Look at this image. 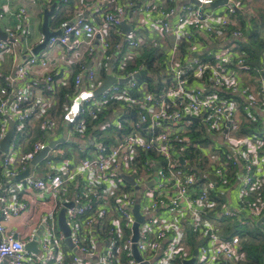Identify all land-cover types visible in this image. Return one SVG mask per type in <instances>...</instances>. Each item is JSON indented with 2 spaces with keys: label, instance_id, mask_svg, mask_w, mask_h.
Returning a JSON list of instances; mask_svg holds the SVG:
<instances>
[{
  "label": "built area",
  "instance_id": "obj_1",
  "mask_svg": "<svg viewBox=\"0 0 264 264\" xmlns=\"http://www.w3.org/2000/svg\"><path fill=\"white\" fill-rule=\"evenodd\" d=\"M51 1L43 0V4ZM141 1L119 0L116 12L108 13L100 24L79 11L61 24V36L51 37L46 45H60L68 52L88 48L94 66L81 67L76 89L82 88L84 78L87 88H92L104 62H110L112 74L119 75L126 65L116 58L123 43L133 61L147 50L138 22L116 53H109L108 30L126 21V7L132 11L143 7L145 14L161 17L165 32L187 45L180 62L174 63L171 56L163 59L158 89H151L150 82L140 81L141 77L135 78L145 70L141 66L126 75L131 78L127 84H114L100 97L79 104L74 133H83L88 120L109 100L121 103L124 114L117 113L108 121L124 131L117 144L80 147L82 158L65 164L52 157L53 150L41 166H33L47 145L42 140L25 153L20 133L37 111L28 102L27 87L15 82L44 73L46 90L55 94L54 75L47 58L29 49L30 58L17 66L15 79L0 80V264H184L194 258L193 264H231L244 258L240 236L228 237L225 232L228 220L250 227L264 216V67L257 79V95L241 78L250 70L243 47L264 25V17L251 5L253 0H227L220 6H215L219 0H169L174 6L168 9L160 2L149 0L142 5ZM2 20H17L20 26L9 31L6 40L0 38V57L16 44L21 51L28 49L33 32L26 6L17 12L9 5L0 7ZM208 40L214 41L216 49L207 54L203 43ZM43 42L44 37L36 46ZM179 44L173 45V51ZM240 111L258 125L253 135H236L242 125L237 120ZM132 114L135 120L125 132L128 128L122 127L121 119ZM12 121L15 135L8 152L1 153ZM58 122L43 121L44 133L58 129ZM197 127L204 130L206 145L192 142L189 134H195ZM189 148L202 154L194 158V165L185 158ZM32 167L42 168L39 178ZM126 177H132L135 184L130 185ZM24 185L21 196L10 195ZM33 190L40 192L41 201ZM45 194L50 201L43 199ZM68 203L73 206L66 207ZM137 205L144 222L134 243L133 211ZM31 209L38 213L39 227L24 241L6 225ZM63 209L75 250L69 249L59 227ZM189 232L196 246L189 245ZM34 241L38 251H28L26 245ZM134 244L142 261L134 256Z\"/></svg>",
  "mask_w": 264,
  "mask_h": 264
},
{
  "label": "crops",
  "instance_id": "obj_2",
  "mask_svg": "<svg viewBox=\"0 0 264 264\" xmlns=\"http://www.w3.org/2000/svg\"><path fill=\"white\" fill-rule=\"evenodd\" d=\"M136 2V0H132ZM155 2H160V6L165 7L166 9L172 8L174 6V3L170 2L169 0H152ZM149 0H142L141 4L148 3ZM119 0H81L79 5L76 4V10L73 16L70 18H73L79 11H83L84 14L88 13L89 18L91 21L95 24H100L101 20L108 15V13H115L116 9L115 7L118 6ZM9 5L12 11L17 12L20 7L26 6L27 13H28V26L29 29L33 32V35L28 38L29 44L28 49L23 48L21 51L19 49V44H16L14 48H10L11 50L0 57V75L4 76V78L7 80V82L11 79L12 73L16 66L21 65L23 62L28 60L30 58L31 53L29 52V49L32 50L36 47L38 41L43 37L42 33V24H43V14L44 9L51 8L49 5H44L43 0H0V7ZM251 5L258 11V13L264 17V0H253ZM129 10V15L124 22L128 27L136 26L138 22H140V26H142V29L140 31V34L142 37L147 40V50L146 51H154L155 53L158 52L157 55H162L161 58H166L167 56H171L174 63H178L181 61V58L184 54H186L187 45L184 43L179 44L177 40H175L174 36L168 35L165 30L161 27L163 24V19L161 17L155 16V15H149L148 13H144L143 7L138 8L136 11H132L129 7H126ZM164 8V9H165ZM69 19V18H68ZM20 26V22L17 20H2L0 22V31L2 34L6 35L9 31L15 30ZM39 26V30H38ZM50 28L52 31H58L60 27H53L50 24ZM258 36L259 38L264 39V25L260 26L258 29ZM129 33V32H128ZM127 33V34H128ZM122 26H112L108 30V39L112 45V50L109 51V53H116V47L118 45H121V42L125 40V35ZM255 34V33H253ZM124 35V36H123ZM178 45V49L173 51V45ZM203 47L208 54L209 52H213L216 48H214V41L208 40V42L203 43ZM123 45V51L122 53H118L117 59L118 62L124 66L127 64V62L132 61L131 53L129 49L126 47L125 43ZM145 51V52H146ZM244 51V49H243ZM45 56L47 58V61L50 65V70L52 75H54L56 86H59L58 89L65 87L68 88L69 85L71 86L72 83L75 81L77 74H82L81 67L83 65L86 66V69H90L94 66V57L90 56L88 54V48L84 47L82 49H79L77 51L68 52L67 49L63 46L56 45L52 48H46L43 50L40 55ZM246 58H247V53ZM39 55V56H40ZM119 55V56H118ZM260 63L257 65H248L250 66V70L247 72H243L241 75L242 82L246 87H248L250 90H252V93L257 95L258 93V87H257V79L259 77L260 70L264 67L263 61H264V51L261 53L260 57ZM161 62V61H160ZM159 61L156 62L157 65H161V71L164 69V66L162 65V62ZM126 66V65H125ZM124 66V69H125ZM103 70H105L106 74L109 76H122L124 79L127 77L126 75L117 72L112 74L111 72V63L110 62H104L102 66ZM139 69V68H138ZM143 72V71H142ZM144 72L147 75V72L144 70ZM144 75V77L146 76ZM45 74L44 73H35L32 77L17 81V85L19 87L26 86L27 89L30 92V98L28 102H30L36 109V113L33 116V119L31 120V124H39V126L42 129L43 121L46 120H57L59 121V127L62 129L61 134H55L54 132L44 133L42 136V140L46 145H49L53 141H62L60 144H64L60 149L55 151L53 157H55L61 164H65L67 162L73 163L74 161H79L82 158L80 147H87L81 142L77 141L75 138V133L70 130L68 123L63 122V114L62 112L58 113L57 110L60 108V99L58 98V89L55 94H50L46 90V82H45ZM150 79V85L151 89H158L157 82L162 78H160V74L158 75H148ZM85 77V76H84ZM142 77V76H141ZM102 74H97L96 79V86L95 84L92 86V88H87V80L84 78L82 88L75 89L77 92L76 97L73 99L72 96H67V100H73V105L81 94V92L88 91L92 92L96 90L99 86H101L104 82H101ZM108 79V78H107ZM76 88V87H75ZM241 103H245V100H241ZM72 105V107H73ZM71 107V109H72ZM69 110L67 117L71 111ZM121 114H124V111L122 108H120ZM246 115L243 111H240L237 115V120L240 123L243 122ZM32 125V126H33ZM58 130V129H56ZM55 131V130H54ZM48 134V135H47ZM28 140V139H26ZM38 140L36 143L42 141ZM30 142V140H28ZM28 141L24 142L25 148L28 145ZM56 148V147H55ZM61 151H64L61 153ZM25 153L26 149H25ZM264 153V151H263ZM43 163V160L39 162L37 165L33 166H41ZM34 168V167H32ZM32 172H35V177H40L42 168H34ZM54 172H56L54 170ZM25 188L24 186L17 187L13 193H10V195L15 194L21 196L22 189ZM34 195L37 196L38 201H41L42 198H40V192H37L35 190L32 191ZM31 195V194H28ZM43 199L51 200V198L48 197L47 194L43 195ZM47 208V207H46ZM7 229L9 231H16L20 233V238L24 241L30 239V237L33 235L32 233L38 229L39 223H38V213H35L33 209H31L28 213H26L23 217L17 218L14 220H11L6 225ZM38 234L41 235V231H38Z\"/></svg>",
  "mask_w": 264,
  "mask_h": 264
},
{
  "label": "trees",
  "instance_id": "obj_3",
  "mask_svg": "<svg viewBox=\"0 0 264 264\" xmlns=\"http://www.w3.org/2000/svg\"><path fill=\"white\" fill-rule=\"evenodd\" d=\"M80 1L81 0H52L50 3H47V5H49L50 7L56 2L58 3L56 12L50 20V24L53 27H60L65 20L74 15L76 4L79 5ZM249 38L251 40L250 44L243 47L244 52L247 53L246 60L250 65H257L261 62V53L264 51V39L259 38L258 34H253ZM157 54L158 52L155 53L154 51L144 52L143 55L135 61L132 60L127 62L122 74H131L133 71L143 66L145 68V71L147 72V75L145 77L142 76L140 78V81H150L151 78L148 75L160 74L161 77L162 68L161 65H157L156 62H162L164 58H161L162 55L159 56ZM100 73L102 74L101 82L106 81L108 75L106 74L105 70H103V68L100 70L99 74ZM0 80L3 83L7 82V80L2 75H0ZM58 87L59 86H56V91ZM75 89V81L71 86L69 85L68 88L62 87L58 89L60 108L57 110L58 113H63L61 114L63 116V122L68 123L70 130H72L73 132L76 121L70 122L67 120V114L71 109L73 102L67 100L66 97H76L77 92ZM120 108L121 103L119 101L109 100L103 107V109L98 112L96 117L90 118L88 120L86 129L83 133L75 132V138L77 139V141L91 148L96 146V144H98L99 142H103L106 145L117 144L124 134V131L119 129L118 127L111 125L110 123L108 124V121H110L112 117H115L117 113L120 114ZM31 120L25 123L24 132L20 133L21 143L30 140V142L28 141V145L25 148L26 152L33 151L34 144L38 140H42V136L44 135V131L41 130L39 124L33 125L31 124ZM132 120H135L133 114L130 117L121 119L122 127L128 128L125 132H129L131 130L130 122ZM104 125L107 126L102 129ZM257 127L258 125L256 123L245 117L242 125H240V129L236 132V135L238 137L253 135L256 132ZM197 129L198 130L195 134H190L192 142L198 143L201 146L206 145L207 141L203 138V136L205 135L204 130L199 127H197ZM51 132L59 135L61 134L62 129L58 128V130L49 131V133ZM64 144L56 146V148L52 152V157L55 155L54 152L64 146ZM200 155H202L201 152L199 150H194L193 148H189L185 152V158L188 159L190 164L192 165H194V158H197V156L199 157ZM235 170L239 172L240 168L237 166ZM235 234L239 235L242 239V252L245 256L242 260L235 261L231 264H264V233L262 232V230H260L256 225L250 227L243 226L242 224L240 225L238 220H228V227L226 229L225 235L229 237ZM188 239V243L190 246H196L193 234L191 232L188 233Z\"/></svg>",
  "mask_w": 264,
  "mask_h": 264
},
{
  "label": "water",
  "instance_id": "obj_4",
  "mask_svg": "<svg viewBox=\"0 0 264 264\" xmlns=\"http://www.w3.org/2000/svg\"><path fill=\"white\" fill-rule=\"evenodd\" d=\"M227 2V0H219L217 1V3L215 4V6H220L222 4H225ZM58 3H54L51 8H45L44 9V14H43V24H42V33H43V37H44V42L38 46H36L33 49V54L38 56L40 55V53L45 50L46 45L49 41V39L51 37H55V36H61L62 31L59 29L58 31H52L50 28V20L52 18V16L55 14L56 9H57ZM85 16H88V13L85 14ZM123 28V31L125 34H127L130 31V27H128L126 24H122L121 25ZM0 38L3 40H6V35L2 34V32L0 31ZM18 70V67L16 66L11 79H15L16 77V72ZM146 75V73L143 71L140 74L135 75V78H139L141 76ZM131 80L130 77L126 78V79H116L113 76H109L108 79L101 85L99 86L96 90L92 91V92H84L83 94H81L79 97H77L68 117L67 120L70 122H73L75 120L76 114L78 113L79 110V104L82 103L83 101H85L86 99L89 98H93V97H100L104 92H106L112 85L114 84H121V85H125L127 84L129 81ZM15 84H17L15 82ZM133 114L135 115V113L133 112ZM15 128L16 125L15 123L12 121L10 124V129L6 135V137L4 138V140L1 143V153H7L10 147V143L13 139V136L15 135ZM62 141L58 140V141H53L52 143H50L49 145H47V147L35 158V160L32 162V165H37L39 162H41L42 160L49 158L51 152L55 149V147L61 143ZM183 161V160H182ZM184 162V161H183ZM27 173L23 174L22 177L26 176ZM156 178V177H155ZM212 180H215L214 177H211ZM126 180L130 183V185H134L135 181L132 177H126ZM153 183L149 184V187H152ZM66 207H72L73 204L72 203H68L65 204ZM134 216L136 218V223L134 225L133 228V232H134V236H133V242L136 243L139 237V226L140 224H142L144 222V218L140 215L139 212V205L136 206V208L133 211ZM264 216L256 222V226L262 230V232L264 233ZM59 227L60 229L64 232L65 236L67 237L66 239V244L69 247V249L71 250H75L74 248V244L72 243V240L70 238L71 235V230L68 227V225L66 224V209H63L60 212L59 215ZM26 249L28 251L31 252H37L38 248H37V241H34L32 243H29L26 245ZM132 251L134 253L135 258L138 261H142V258L140 257V253L137 249V246L134 244L132 247ZM193 255L196 256L197 255V250H195L193 252ZM195 262V258L190 260V261H185L184 264H193ZM142 264H148L146 262H143Z\"/></svg>",
  "mask_w": 264,
  "mask_h": 264
},
{
  "label": "rangeland",
  "instance_id": "obj_5",
  "mask_svg": "<svg viewBox=\"0 0 264 264\" xmlns=\"http://www.w3.org/2000/svg\"><path fill=\"white\" fill-rule=\"evenodd\" d=\"M1 22V21H0ZM38 30H39V26H38ZM148 55V54H147ZM190 135V134H189ZM191 137V136H190Z\"/></svg>",
  "mask_w": 264,
  "mask_h": 264
}]
</instances>
